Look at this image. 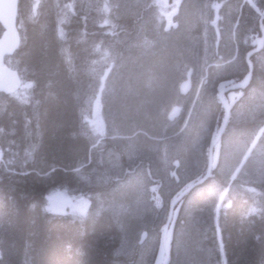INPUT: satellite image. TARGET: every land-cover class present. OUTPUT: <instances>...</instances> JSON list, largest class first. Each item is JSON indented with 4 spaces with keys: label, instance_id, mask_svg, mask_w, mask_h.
Masks as SVG:
<instances>
[{
    "label": "trees",
    "instance_id": "1",
    "mask_svg": "<svg viewBox=\"0 0 264 264\" xmlns=\"http://www.w3.org/2000/svg\"><path fill=\"white\" fill-rule=\"evenodd\" d=\"M112 1L18 0L16 23L20 41L13 54L5 58V62L19 70L22 84L27 82V89L26 94L20 95L21 98L16 102L14 98L19 89L11 94L0 93V151L2 152V156L0 153V264H119L121 261H129V259L119 261L117 256L118 262L115 263L113 257L116 253L115 249L120 246L119 238L121 237L119 226L121 216H118L114 211L106 210L99 214L87 213L74 217L57 211L55 204L54 208L57 210L48 208L46 204L48 197L55 190L71 191V200L80 192L82 197L91 201L94 200L93 194L105 193L104 190L109 187L103 182L101 185L96 184L97 181L94 179L98 174H101V170L95 169L100 165L99 161L104 149L113 147V150L110 151L113 154L117 148L115 143L108 138L97 143L98 136L89 124V118L82 112V97L80 95L84 94L87 88L89 68L92 72H97L99 67L103 69L104 65L105 67L111 65L114 59H112L110 49L112 47L120 49L119 43L116 41L129 40V36L132 34V16L124 13L118 17L112 15V11L107 10ZM128 1L131 2V0ZM132 1L131 9L137 10L140 6L138 5L139 0ZM240 1L243 3L241 9L238 7ZM230 2H232L231 4L236 3V10L231 11V13L234 12V16L237 8L241 10L238 19L229 18L234 24V39L236 44L239 43L237 46L239 66L241 67L247 65L246 62L243 64L242 60L245 54L244 50L249 49L247 40L244 38L249 37V33L252 34L254 31L260 30V24L264 27V20L258 24H256V20V25H250L259 15L253 6L249 5L246 0H231ZM253 3L257 9L264 10V0H258V2L254 0ZM130 11L126 13H130ZM135 13L142 24L144 17L137 11ZM144 26L142 27L144 28ZM102 29L108 38L111 33L112 37L109 38L111 43L89 44L88 41H92L90 38L102 36ZM255 53L252 56L250 89L247 86L245 90L247 92L248 89L249 93L254 91V93L258 92L262 95L264 94V57L262 58L264 46ZM108 54L110 55L108 56ZM107 56H111V59ZM145 60L146 57L142 55L138 58L141 65L151 67L150 60ZM245 67L247 70V66ZM159 73L163 74L164 72L159 71ZM235 75L231 72L218 78L235 79L237 76ZM254 81L258 82L254 83ZM214 85L216 84L214 83ZM137 89L138 87L135 86L128 91L127 95L124 93L123 97H127L126 101L117 102L116 110L122 117L132 116L134 113L135 115L146 114L153 123L150 119L139 122L133 120L129 130H125V127L119 129L121 134L130 135L141 130L156 136L157 133L160 134L164 130L166 133L172 134L182 127L183 120L175 121L174 119L175 123L170 122L167 117V121L163 120V116L156 113V108L154 109L153 105L150 108L137 109L136 101L138 99L135 96L138 94ZM215 92L216 89L209 88H205L204 92L201 91L200 95H203L204 104H200L196 100L191 114L194 116L197 111L199 114L202 109L204 110L203 114L209 113V101H212L211 105L214 104V107H217L218 103L216 98L214 99ZM157 99L158 97H155L151 100V102L154 101V107ZM214 107L210 112V118H212L207 133L212 131L216 114L218 115L217 108ZM256 113L251 115L253 118L244 117L242 123L240 121L233 123L237 130L241 124L243 128L241 132L245 130L246 140L248 137L250 139L247 141L250 148L247 149L251 158L242 163V172L239 171L234 179L230 180L229 173H232L235 168L231 165L238 154L227 169V166L221 161V156L219 155V160V157L214 155V147L212 151L213 165L219 163L215 167L212 165L211 175L204 184L191 189L185 194L184 200L182 199L175 206L174 217L167 234L171 264L176 261L177 264H264V172L262 173L260 169L263 166L256 164L254 170L251 167H249L251 170L245 168L250 160L264 159L262 154L264 149V109L262 113L259 110ZM154 117H158L157 120H154ZM177 122H181V125H178ZM194 122L196 123L195 120ZM192 128L195 129V126ZM259 128L262 129V133L255 136ZM231 135L233 134L228 133L227 136L225 134L221 138L224 141V138L229 139ZM210 138L203 139L201 152L195 154L197 165L183 167L182 172L187 177L184 182L201 175L208 159L203 149L208 146ZM246 140L244 138V143ZM17 141L19 144L27 145L26 152L23 146L16 148L12 143ZM250 143H254V146H251ZM256 143L258 147L262 148H258ZM199 144H201L200 141ZM7 146H11L16 155L20 153L18 161L15 160L16 156L7 158L5 152ZM143 147L145 148V146ZM186 147L189 154L191 152L192 155L193 148L190 145ZM15 150L19 151L15 152ZM26 156L29 157L24 161ZM20 158L23 159L19 161ZM85 163L88 164L84 165ZM230 167L231 170L227 173ZM219 169L220 171H218ZM224 169H227L226 176L223 173ZM157 177L159 178V176ZM178 181L176 175L169 180V193L174 189V182L176 185ZM216 182L217 184H215ZM214 184L219 192L217 189L212 193L209 190L206 191ZM70 188L75 189L73 191ZM206 193L207 195H205ZM108 195L106 193L103 196L106 198V205H109ZM164 195L165 202L169 207V202L175 193L172 197L167 193ZM216 207L217 224L214 222ZM112 219L115 221L113 222ZM163 222H165V218ZM163 222L158 228V234L161 232ZM188 222L193 224L190 225ZM174 226L180 230L178 231ZM158 250L159 254H163L161 243ZM158 253L156 255L155 252L148 254V262L145 264L156 260L159 256Z\"/></svg>",
    "mask_w": 264,
    "mask_h": 264
},
{
    "label": "rangeland",
    "instance_id": "2",
    "mask_svg": "<svg viewBox=\"0 0 264 264\" xmlns=\"http://www.w3.org/2000/svg\"><path fill=\"white\" fill-rule=\"evenodd\" d=\"M222 1L223 0H206V1L205 0H200V1L199 0H139L138 5H140V6L137 8V10L135 8L132 10L131 9V3L133 2L132 0H131V2L128 0H113L112 3L110 4V6L109 7L107 6L109 9L106 8L108 11H112L111 14L114 15L115 17H118L119 15L122 16V13L130 14L133 18V20L131 21V23H132V26H131L132 27V30H131L132 34L129 36V40H125L123 42L115 39V40H117L116 43L118 42L119 46H120V49H119V51H120L119 54H121L120 60L121 59H124V60H121L120 63L114 62L109 66L107 65V67H104L102 69L101 74H100V69H97L96 70L97 72H93V74H95V75L91 79L90 78L88 79L89 82L87 84V87H88V88H86L87 90H85L84 94L82 93L80 96L82 97V99H81L82 110H83L82 112L84 115H86L89 118V124H91V127L93 128L94 132L98 136L96 139L97 143L103 139L108 138L109 140H111L115 143L116 148H117V149H115V152L113 154L110 153V151L113 150V147H107L106 149H104L102 152V155L100 157L101 158V160L99 161L100 165L95 169V170H101V174H98L94 179V181L95 180L97 181L96 184L101 185V182H103V184H108V186L111 187V189H110V187H108L107 190H105L106 192L104 193V194H106V193L109 194L108 195L109 196V205H106L107 201H106V198H104L102 196L103 192L101 194H93L92 198L94 200H91V201H89V200L87 201L86 197H82L80 192L78 193V195L74 199L71 200V191H67L66 189H63V190L60 189V190L53 191L50 194V196L48 197L46 204H47L48 208L53 209L54 204H55V200L63 201V205L61 206V209L60 210L58 209L57 211H60V213L70 214L74 217L75 216H83L87 213H96L97 211H100V209H107V208H108L107 210H110L112 212L114 211L118 216H121V220H119V221H121V222H119L120 223L119 226L123 232L121 231V240L119 241V244H120V246L121 245L122 246L121 247L119 246L118 248H116L115 252L117 250L118 251L122 250V251H125L124 253L131 254V246L130 245H132L133 243H135V245L137 243L140 246V251L137 254V257L127 258V259H129V261H121V262H119V264H145L146 262H148V259H147L148 254L150 255L153 252H155V255H156L159 252L158 249H159V246L161 243V241H160L161 240V232H160V234H158V232H156V231H158V228H160L159 226H161L164 218L166 219V215H167L169 207L167 206V202H165V195H163V192L161 190V186L164 183L160 180H156L155 178H153L152 173L154 171H157L158 172L157 176H159V177L161 176L162 178H164L166 175V172H165L166 165H164V164H167V166L170 167L171 172L174 174V176L175 175L180 176L182 174L183 167L186 168L190 165H197L198 162H197V160H195V154L201 152V149H202L201 145L203 144L202 139H204L205 136L209 135V133H206V132L210 129L209 128L210 127V120L212 118V117L210 118V112L212 111V108L214 106L212 107L211 101L208 102L209 107L211 109V111L209 112L208 115L206 112H205V114H203L204 110L202 109L203 112H202V110H200V112L198 114V111H197L196 114L193 116L190 113L192 110L191 108L194 107V105H195L194 101L195 100H197L200 104L203 103V95H200L201 90H202V92H204L205 88L210 89V87L214 86V83L217 86V83H218L217 80L221 81V78H217L218 76L219 77L225 76L227 73L230 72V70L232 71L233 68L238 69V66H239L238 52H239V50H237V48H236L237 45H236V41L234 39V31L232 30L233 33L231 32L229 34V28H233L234 25L228 19V17L229 18L231 17V15H230L231 13H229V12H231L232 10H235L236 7H235V4H230L233 2V1L230 2L231 0H224L223 2H225L226 5H225V3H222ZM134 2L136 3V1H134ZM210 5H211V7H210ZM222 6H224L225 8L224 7L222 8ZM97 7L101 8L100 6H97ZM206 7H207V10H206ZM225 10H226V13H225ZM129 11H130V13H126ZM136 11L141 13V15L144 17V21L142 24L138 20V17L135 13ZM219 11H220V13H219ZM237 11H239V9H237ZM256 11L262 13V11L260 9H257ZM226 15L227 16L229 15V16L227 17ZM157 16L158 17L160 16V19L156 18ZM222 16H223V18H222ZM206 18L209 20H207ZM220 18L222 21L220 20ZM156 19H158V20H156ZM237 19H238V16H237ZM205 20H207V21H205ZM149 23H151L153 25H151ZM156 23H157V26L160 25L158 27L159 30H156V27H157V26H155ZM147 24L151 25V27H152L150 31L148 30V26H146ZM143 25H145L144 26L145 30L142 27ZM211 26H212V28H211ZM222 27H224V28H222ZM227 27H229V28H227ZM153 29H155V31ZM226 29H228V30H226ZM224 30H226V31H224ZM158 31H160V32H158ZM172 32H173V34H172ZM224 32H226V33H224ZM210 33H212V34H210ZM154 34H155V36H154ZM208 34H209V36H208ZM176 35H178V36H176ZM253 35H255V34H253ZM162 36H163L164 40H163ZM208 37H209V39L211 37V40H209ZM113 38H115V37H113ZM158 38L159 39L161 38L162 40L161 39L159 40ZM223 39H225V40H223ZM250 40H252V41H249L248 43L253 44L254 39H250ZM154 41H156V42H154ZM229 41H230V43H229ZM130 42H132V43L130 44ZM165 42H167V43L165 44ZM201 42H203V45H201L202 44ZM227 42H228V44H227ZM129 45H131V46H129ZM161 45H163V47ZM230 45H232L233 47ZM128 46L130 47V49ZM132 46H133V49H132ZM225 46L227 49L225 48ZM139 47H140V49H139ZM201 49H203V51ZM207 49H208V52H205V51H207ZM232 49H234V50L232 51ZM161 50L163 52H161ZM164 50H166V51H164ZM199 50L202 52H200ZM225 50H227V52L229 51V55L227 52H225ZM193 51H194V53H193ZM153 52H155V53H153ZM196 53L197 54L199 53V54L196 55ZM153 54L155 56H153ZM141 55L145 56L146 60H148V61L150 60L151 67L143 66L138 62V58ZM200 55H201V57L198 58V56H200ZM223 55H225V56L223 57ZM125 57L128 59H126ZM205 57H207V58H205ZM168 58L169 59L172 58V59L169 60ZM203 58H204V60H203ZM220 58H222V59H220ZM233 58L235 60H233ZM136 59H137V61H136ZM189 59H190V61H189ZM130 60H131V62H130ZM198 60H199V62H198ZM151 61H154V62H151ZM200 61H201V63H200ZM179 62L182 65L178 64ZM228 63L230 64V66H228L229 65ZM113 64H114V67H113ZM246 64H247V62H246ZM121 66L124 67V69H122ZM126 66H127V68H126ZM246 66H248V64ZM178 67H179V69H178ZM180 67L182 70H184L183 72L180 70ZM185 67L186 68L188 67L187 69H189L191 67L190 68L191 73H192L191 74V83L193 86L191 85V89L189 91L190 93L188 94L187 97L179 99L178 98L179 93L177 92L178 90H176V89L178 87L177 85L180 82V80H182L186 77V73L188 70ZM199 67L201 69H199ZM224 67H226L228 70ZM118 68H121V69H118ZM225 70H226V72H225ZM159 71H163L165 74L164 73L160 74ZM198 71H201L200 72L201 74ZM227 71H229V72H227ZM247 71H248V69L243 72L241 77H238V78L241 79L247 73ZM198 73H199V75H198ZM207 73H209V74H207ZM181 74L184 78L182 76H180ZM122 76L124 77V79H122ZM203 76H204V78H203ZM137 77H138V79H136ZM192 77L193 78L195 77V78L193 79ZM118 78H119V81H118ZM130 79L133 82H131ZM223 79H225V81H228L227 79H229V78H223ZM196 80H198L199 82L198 81L196 82ZM204 82H206V83H204ZM135 86L138 87V89H137L138 94L135 95L138 99L136 101V105H137L136 108L137 109H141L143 107L150 108L153 105L152 107L154 109L156 108L155 109L156 112L158 111L159 115L163 116V118L165 117V120H167V119H166V115H164V114H167L168 110L171 108V106L173 104H176L177 99H178L180 104L178 102L177 103L179 105H181L180 106L181 112H180V114L176 120L178 121L179 119L182 120L184 118L183 119V125H182L181 129L177 130L176 132H174L172 134H169V133L162 131V132H160L161 135H159V136L156 135V137L154 135L149 136L150 133L145 132V131H141V130H138V132H134L133 134H130V135L121 134L119 132V129L122 127H125V130H129L132 126L133 120H136V122L138 120V122H139L140 120L141 121H149V119H150V121H152L151 118L146 116V114L135 115V113H134V115L132 114V116L127 115L126 117H122L120 115V113L116 110V107L118 105V104H116L117 102L124 101V100L126 101L127 97H123V94L126 93V95H127L128 91L130 89H133ZM201 86H203V87H201ZM216 86H215V89H216ZM193 88L195 91L193 90ZM26 89H27V82H26V84H23L21 86V89L18 91L17 96L14 98L15 102H16V100L21 98L20 95L26 94ZM244 93H246V90ZM244 93L238 91V93H235V94H232V92H229L228 94H226V97H227L226 99H227L229 105L231 106V109H230L231 113L229 114V118L227 120L228 122L226 123L227 124V126H226L227 132L225 131V134L226 133L233 134L234 131H236V128L234 127L233 123H238L244 117L245 118L252 117L251 116V115H253L252 113H256L258 111V109H260V108H258L259 104H257L255 101L257 100V98H258V100L264 99V94L261 97V94L258 93L257 95H255L256 93L252 92L249 96V99L250 100L252 99V100L250 102V100L248 99V102H249L248 103V102H246L245 98L241 97ZM171 96H172V98H171ZM85 97H87V98H85ZM155 97H158V99H157V102L155 103V107H154V101L151 102V100ZM241 98H242V100H241ZM200 99H202V100H200ZM214 99L216 101L218 100L216 92H215ZM238 101H240V102L238 103ZM186 102L188 103V105L189 104L190 105L186 106ZM210 102H211V104H210ZM111 103H112V105H111ZM217 103H218V101H217ZM113 104H115V105L113 106ZM240 104H246L245 108H240L239 107ZM219 105L216 107L217 108L216 110H218V112H220L218 114V115H220V117L216 116L215 121L217 119H219L220 123H222L224 120L223 118L225 115V111H223L222 108L219 109ZM260 105H261V108L263 111V108H264L263 103H260ZM160 106H161V108H160ZM168 107H170V108H168ZM182 107H184V108L187 107V109L185 110ZM246 108H248V110ZM255 108H257V109H255ZM114 109L116 112L114 111ZM237 109H239V110H237ZM241 109L244 112H242ZM262 111H260V112H262ZM158 112H157V114H158ZM222 112H224V113H222ZM245 112H246V114H244ZM240 113H242V114H240ZM191 117L192 118L194 117V118L191 119ZM156 118H158V117H156ZM156 118H154V119H156ZM188 118H189V120H188ZM233 118H235V119H233ZM199 119H200V121H199ZM201 119H204L203 121L205 124L203 123V121H201ZM194 120L196 121V123L194 122ZM219 120H218V122H219ZM197 121L199 124L197 123ZM193 122H194V125H193ZM203 124L206 126H204ZM217 124H215V123L213 124L214 128L216 127ZM192 126L198 127L200 129V132H198L199 131L198 128L193 129ZM218 126L219 125H217V127L215 128L216 130H217ZM185 127H187V129H185ZM207 127H208V130L206 129ZM214 128H213L214 131L212 130L213 132H210L211 135L214 134V132H215ZM260 130H261V128L259 129V131ZM182 131H184V132H182ZM196 132L198 133V136H197ZM139 133H141V136ZM175 133H178V134H175ZM24 134L26 135V133H24ZM180 134L182 135L183 139L179 140L177 143H175V140L178 138V136ZM202 134H203V136H202ZM257 134H258V132H257ZM199 135H200V137H199ZM238 136L239 135H236L235 138L237 139ZM140 137H143V138H140ZM193 137H195V138H193ZM139 138H140V140H139ZM141 139H143L144 141ZM171 139H173V140H171ZM148 140H150V142H148ZM142 141H143V144L141 145L140 143H142ZM153 141H154V143H153ZM187 141L188 142L191 141L189 145L194 150L192 155H191V152L189 154V151L186 147V146H189V145H187L188 144ZM193 141H195L196 143ZM199 141L201 142V144H199ZM221 141L222 140H220L218 142V144H216L214 151H213L214 155H216L217 157L220 155L221 161H223V159H224V161H223L224 165L229 164V163H226V159L223 156V153H221L224 149V145H225V142L227 140H224L223 142H221ZM169 142H170V144H169ZM12 143H14L16 148L19 146L20 147L23 146L25 148V152L27 151V145L26 144H23V143L19 144L18 141L12 142ZM185 143H187V144L185 145ZM220 143H221V145H220ZM253 144L254 143H252L251 145L253 146ZM137 145H139V146H137ZM148 145L151 146V148ZM175 145H177V147ZM143 146H146L145 149L143 148ZM158 146H159V148L161 147L160 149H162V150L158 149ZM240 146H242V143L236 144L237 151L239 153H240V151H239ZM138 147H142V148H138ZM142 149H144V150H142ZM204 149L206 150V147ZM13 150L14 149L11 146H7V149H5L7 158L10 159L11 157L16 156L15 160L18 161V156L20 153H18V155H16L13 152ZM154 150L157 153L154 152ZM182 150H183V152H182ZM218 150H221V151H218ZM18 151L19 150H15V152H18ZM0 153L2 156L1 151H0ZM204 154H206V151ZM228 154H229V152H228ZM28 157L29 156H26L24 161H26L28 159ZM23 158H20L19 161ZM129 159L131 161H129ZM2 161H5V160L2 159ZM138 161H139V163H138ZM135 163L138 165H136ZM170 163H172L173 166L170 165ZM242 163H241V165H242ZM87 164L88 163H85L84 165H87ZM184 164L187 166H185ZM256 164H258V166H263V167H260L261 172L263 173L264 172V159L260 160V161H259V159H256L255 161L250 160V162L248 163V165H246L245 168L249 169V167H251V169L254 170V166ZM141 165H142V167H141ZM138 166H140V167L138 168ZM162 167H164V168H162ZM142 169H143V171H141ZM251 169H249V170H251ZM260 169H258V170L260 171ZM235 170H234V172H235ZM218 171H220V169ZM149 172H151V173H149ZM70 189L74 191L75 188H70ZM165 203H166V205H165ZM103 205H105V206H103ZM159 223H160V225H158ZM191 224H193V223H190V225ZM154 246H156V248H154ZM126 248L129 251H127ZM162 253H163V251H162ZM162 260H163V254H159L158 258L156 260L154 259V261H152L150 264H161ZM176 262H174L173 264H177Z\"/></svg>",
    "mask_w": 264,
    "mask_h": 264
},
{
    "label": "bare ground",
    "instance_id": "3",
    "mask_svg": "<svg viewBox=\"0 0 264 264\" xmlns=\"http://www.w3.org/2000/svg\"><path fill=\"white\" fill-rule=\"evenodd\" d=\"M200 1V0H199ZM206 1V0H205ZM224 1V0H223ZM222 1V3H225V2H223ZM235 1V0H234ZM237 1V0H236ZM248 1V3H250L252 6H253V8L255 9V10H257V7L255 6V4L253 3L254 2V0L252 1V0H247ZM202 2V1H201ZM257 2H258V0H257ZM207 3V2H206ZM228 3V2H227ZM231 4V3H230ZM236 4V3H235ZM242 4L243 3H241V1H240V4L238 5V7H239V9H241V7H242ZM245 4V3H244ZM247 4V3H246ZM245 4V5H246ZM249 4V5H250ZM225 5H226V3H225ZM261 5V4H260ZM257 6H259V5H257ZM210 7H211V5H210ZM224 6H222V8H223ZM225 8V7H224ZM252 8V9H253ZM259 8H261V7H259ZM209 9V8H208ZM212 9V8H211ZM238 9V8H237ZM263 9V8H262ZM206 10H207V7H206ZM236 10V9H235ZM186 11V10H185ZM184 11V12H185ZM222 12V11H221ZM219 13H220V11H219ZM223 13V12H222ZM225 13H226V10H225ZM229 13H231V12H229ZM228 13V14H229ZM234 13V12H233ZM233 13H231L230 15H232L231 17H230V19L231 18H237V16L239 17L240 16V14H241V10H239V11H237L236 12V15L234 16V14ZM257 13L259 14L258 15V17L256 18L255 17V20H253L252 21V23L250 24V25H253L254 26V24L256 23V20H257V23L256 24H258V22L259 23H261V21H263L264 20V10L262 11V13H260V12H258L257 11ZM189 14V13H188ZM254 14V13H253ZM210 15V14H209ZM221 15V14H220ZM255 15V14H254ZM219 16V15H218ZM227 16V15H226ZM229 16V15H228ZM227 16V17H228ZM213 17V16H212ZM225 17V16H224ZM156 18H159L160 19V16L158 17H156ZM210 18V17H209ZM219 18V17H218ZM222 18H223V16H222ZM207 19V18H206ZM228 19H229V17H228ZM156 20H158V19H156ZM207 20H209V19H207ZM207 20H205V21H207ZM212 20V19H211ZM220 20H221V18H220ZM219 20V21H220ZM226 20V19H225ZM222 21V20H221ZM232 21V20H231ZM230 21V22H231ZM153 22V21H152ZM151 22V23H152ZM155 22V21H154ZM202 22V21H201ZM227 22V21H226ZM105 23V22H104ZM151 23H149V24H151ZM236 23V22H235ZM149 24H147V26H148V30L150 31L151 30V25H153V24H151V25H149ZM205 24V23H204ZM215 24V23H214ZM219 24V23H218ZM230 24V23H229ZM233 24V23H232ZM255 24V25H256ZM201 25V24H200ZM222 25V24H221ZM234 25V24H233ZM236 25V24H235ZM264 25V24H263ZM155 26H157V23H156V25ZM154 26V27H155ZM160 26V25H159ZM159 26H157L156 27V30H159ZM205 26V25H204ZM226 26V25H225ZM224 26V27H225ZM258 26V25H257ZM102 27V26H101ZM202 27V26H201ZM224 27H222V28H224ZM230 27V26H229ZM229 27H227V28H229ZM250 27V26H249ZM260 30H259V32H260V36L259 37H257L256 38V40H255V42L253 43V44H249L248 42L249 41H252V40H250L251 38H250V36L247 38H244V39H246L247 40V44L249 45V47H252L251 49H248L247 51L246 50H244V55H243V64L245 63V62H247V64H248V66H247V68H248V71H247V73L241 78V79H239V78H237V76H239V75H242L243 74V72L246 70V65H244V66H238V69L237 68H233L232 69V71L230 70V72L229 71H227V72H229V73H231L232 72V74H236L235 76H236V78L235 79H233V78H229V79H227L228 81H225V79H223L222 80V78H221V81H218L217 80V86L216 85H214V86H212V87H210V89L212 90V89H214L215 90V86H216V94H217V97H218V105H219V109L220 108H222L223 109V111H225V115H224V120H223V122L222 123H220V120L219 119H217L214 123L215 124H217V125H219L218 126V128H217V130L215 129L216 127H217V125H216V127L214 128L215 129V132H214V135L213 136H211V133H209V135H207V136H205V138H207V137H211L210 138V142L208 143V146L206 147V154H208L207 156V163H205V165H204V167H203V170H202V172H201V175H197V176H195L193 179H188L186 182H184L186 179H187V177L183 174V172H182V174L180 175V176H178V183L175 185V182H174V185H173V191L172 192H170L169 193V191H170V186H169V180H171V178L174 176V174L171 172V169H170V167L169 166H167V164H164V165H166V167H165V172H166V175H165V177L164 178H162L161 176L158 178H156V176H157V171H154L153 173H152V177L153 178H155L156 180H160V181H162L164 184L161 186V190H162V192H163V195H164V193L166 194H170L171 195V197L174 195V193H175V196H173V199L169 202V208H168V212H167V215H166V219H165V222H163L164 224H163V226L161 227V249H162V251H163V260H162V263L161 264H163V261L165 260V257H167L166 258V264H169V261H170V256H171V251H170V247H169V244H168V239H167V234H168V230H169V227H170V223L172 222L171 220H173L172 218L174 217L173 216V212H174V208H175V206L177 205V203L178 202H180L183 198H184V196H185V194H187L191 189H194L195 187H197V186H201L202 184H204L205 182H206V180H207V178L211 175V171H212V163H213V161H212V151H213V148L216 146L215 144H218V142H219V139H221L222 141L221 142H223V138H221L223 135H225V131L227 132V130H226V126H227V120H228V118H229V114L231 113V111H230V109H231V106L229 105V103H228V101H227V97H226V94H228L229 92H232V94H235V93H238V91L239 92H244L245 91V89L247 88V86H248V89H250L249 88V81H250V78H251V73H252V65H253V58H252V56L254 55V54H256L255 52H258V51H260L262 48H263V46H264V27L262 26V24H260ZM167 28V27H166ZM211 28H212V26H211ZM256 28V27H255ZM163 29V28H162ZM221 29V28H220ZM234 28H229V34L232 32V30H233ZM154 31H155V29H153ZM226 30H228V29H226ZM226 30H224V31H226ZM110 31V30H109ZM222 31V30H221ZM111 32V31H110ZM158 32H160V31H158ZM164 32V31H163ZM166 32V31H165ZM168 32V31H167ZM210 32V31H209ZM238 32V31H237ZM247 32H249V31H247ZM246 32V33H247ZM252 32V31H251ZM118 33V32H117ZM154 33V32H153ZM224 33H226V32H224ZM233 33V32H232ZM235 33V32H234ZM167 34V33H166ZM172 34H173V32H172ZM210 34H212V33H210ZM159 35V34H158ZM165 35V34H164ZM223 35V34H222ZM237 35V34H236ZM248 35V34H247ZM249 35H251V33H249ZM109 36L110 37H112L111 36V33H109ZM154 36H155V34H154ZM157 36V35H156ZM170 36V35H169ZM176 36H178V35H176ZM202 36V35H201ZM208 36H209V34H208ZM211 36V35H210ZM229 36V35H228ZM245 36V35H244ZM109 37V38H110ZM159 37V36H158ZM165 37V36H164ZM174 37V36H173ZM204 37V36H203ZM220 37V36H219ZM230 37V36H229ZM237 37V36H236ZM108 38V36L107 35H104V29H102V36H100V37H98V38H94V37H92V38H90L92 41H88V43L89 44H96V43H101V42H108V43H111V41H110V39ZM162 38H163V36H162ZM169 38V37H168ZM181 38V37H180ZM215 38V37H214ZM224 38V37H223ZM232 38V37H231ZM230 38V39H231ZM243 38V37H242ZM133 39V38H132ZM151 39V38H150ZM159 39V38H158ZM161 39V38H160ZM159 39V40H160ZM179 39V38H178ZM201 39V38H200ZM208 39H209V37H208ZM89 40V39H88ZM131 40V39H130ZM162 40V39H161ZM163 40H164V38H163ZM209 40H211V37H210V39ZM208 40V41H209ZM223 40H225V39H223ZM237 40H240V39H237ZM87 41V40H86ZM132 41V40H131ZM172 41V40H171ZM170 41V42H171ZM174 41V40H173ZM232 41V40H231ZM92 42V43H91ZM133 42V41H132ZM132 42H130V44L132 43ZM154 42H156V41H154ZM200 42V41H199ZM223 42V41H222ZM234 42V41H233ZM239 42V41H238ZM129 43V42H128ZM158 43V42H157ZM167 42H165V44H166ZM174 43V42H173ZM202 43V44H201ZM200 44L201 45H203V42H201ZM213 43V42H212ZM226 43V42H225ZM229 43H230V41H229ZM232 43V42H231ZM172 44V43H171ZM227 44H228V42H227ZM233 44V43H232ZM239 44V43H238ZM237 44V45H238ZM244 44V43H243ZM246 44V45H247ZM136 45V44H135ZM154 45V44H153ZM170 45V44H169ZM234 45V44H233ZM125 46V45H124ZM129 46H131V45H129ZM128 46V47H129ZM137 46V45H136ZM162 47H163V45H161ZM171 46V45H170ZM227 46V45H226ZM226 46H225V48H226ZM230 46H232V45H230ZM229 46V47H230ZM141 47V46H140ZM140 47H139V49H140ZM157 47V46H156ZM233 47V46H232ZM136 48V47H135ZM138 48V47H137ZM201 48V47H200ZM231 48V47H230ZM127 49V48H126ZM129 49H130V47H129ZM132 49H133V46H132ZM157 49V48H156ZM169 49V48H168ZM197 49V48H196ZM227 49V48H226ZM247 49V48H246ZM16 50V49H15ZM122 50V49H121ZM174 50V49H173ZM179 50V49H178ZM202 51H203V49H201ZM234 49H232V51H233ZM236 50V49H235ZM243 50V49H242ZM125 51V50H124ZM137 51V50H136ZM156 51V50H155ZM164 51H166V50H164ZM200 51V50H199ZM202 51H200V52H202ZM222 51V50H221ZM231 51V50H230ZM132 52V51H131ZM135 52V51H134ZM161 52H163L162 50H161ZM176 52V51H175ZM179 52V51H178ZM205 52H208V49H207V51H205ZM225 52H227V50H225ZM224 52V53H225ZM120 53V51H119V49H117V48H114V47H112L111 49H110V54L113 56V58L112 59H114V62L116 63H120V61L121 60H124V59H121L120 60V58H121V54H119ZM151 53V52H150ZM149 53V54H150ZM153 53H155V52H153ZM193 53H194V51H193ZM228 53V55H229V51L227 52ZM226 53V54H227ZM232 53V52H231ZM237 53V52H236ZM110 54H108V56L110 55ZM123 54V53H122ZM140 54V53H139ZM162 54V53H161ZM199 54V53H198ZM197 53H196V55H198ZM225 54V55H226ZM235 54V53H234ZM138 55V54H137ZM144 55V54H143ZM203 55V54H202ZM207 55V54H206ZM225 55H223V57L225 56ZM233 55V54H232ZM107 56V58H110L111 59V56L110 57H108ZM126 56V55H125ZM131 56V55H130ZM136 56V55H135ZM148 56V55H147ZM153 56H155L154 54H153ZM172 56V55H171ZM213 56V55H212ZM211 56V57H212ZM160 57V56H159ZM174 57V56H173ZM172 57V58H173ZM191 57V56H190ZM194 57V56H193ZM197 57V56H196ZM199 57H201V55L200 56H198V58ZM264 57V55L262 56V58ZM123 58V57H122ZM126 58V57H125ZM137 58V57H136ZM172 58H170V59H172ZM205 58H207V57H205ZM219 58V57H218ZM217 58V59H218ZM227 58V57H226ZM99 59V58H98ZM126 59H128V58H126ZM157 59V58H156ZM165 59V58H164ZM167 59V58H166ZM169 59V58H168ZM169 59V60H170ZM220 59H222V58H220ZM264 59V58H263ZM263 59H262V61H263ZM99 60H101V61H103L101 58L99 59ZM160 60V59H159ZM192 60V59H191ZM203 60H204V58H203ZM208 60V59H207ZM232 60V59H231ZM233 60H235L234 58H233ZM239 61H240V59H238ZM127 61V60H126ZM136 61H137V59H136ZM146 61H148V60H146ZM167 61V60H166ZM189 61H190V59H189ZM195 61V60H194ZM193 61V62H194ZM219 61V60H218ZM224 61V60H223ZM113 62V63H114ZM124 62V61H123ZM130 62H131V60H130ZM161 62V61H160ZM182 62V61H181ZM198 62H199V60H198ZM205 62V61H204ZM214 62V61H213ZM99 63H101V62H99ZM125 63V62H124ZM136 63V62H135ZM196 63V62H195ZM194 63V64H195ZM200 63H201V61H200ZM233 63V62H232ZM105 64H106V61H105ZM134 64V63H133ZM178 64H181L180 62L178 63ZM197 64V63H196ZM199 64V63H198ZM219 64V63H218ZM217 64V65H218ZM224 64V63H223ZM229 64V63H228ZM98 65V64H97ZM116 65V64H115ZM120 65V64H119ZM122 65V64H121ZM176 65V64H175ZM182 65V64H181ZM190 65V64H189ZM193 65V64H192ZM213 65V64H212ZM226 65V64H225ZM118 66V65H117ZM124 66V65H123ZM228 66H230V64L228 65ZM235 66V65H234ZM233 66V67H234ZM104 67H105V65H104ZM103 67V68H104ZM106 67H107V65H106ZM113 67H114V64H113ZM173 67V66H172ZM201 67V66H200ZM199 67V69H201ZM207 67V66H206ZM212 67V66H211ZM221 67V66H220ZM98 68V67H97ZM121 68L122 69H124V67H122L121 66ZM121 68H118V69H121ZM126 68H127V66H126ZM167 68V67H166ZM183 68V67H182ZM186 68V67H185ZM184 68V69H185ZM188 68V67H187ZM186 68V69H187ZM191 68V67H190ZM187 69L186 71H187V73H186V77L184 78L183 76H182V74L180 75V76H182L184 79H182V80H180V82L178 83V87H177V89L176 90H178L177 92L179 93V95H178V98L179 99H182V98H185V97H187L188 96V94L190 93L189 91H190V89H191V85H192V83H191V69ZM196 68V67H195ZM215 68V67H214ZM224 68H226V67H224ZM99 69H100V67H99ZM102 69V68H101ZM100 69V70H101ZM178 69H179V67H178ZM222 69V68H221ZM227 69V68H226ZM112 70V69H111ZM126 70V69H125ZM128 70V69H127ZM132 70V69H131ZM143 70V69H142ZM180 70L183 72L184 70H182L181 69V67H180ZM194 70V69H193ZM203 70V69H202ZM217 70V69H216ZM228 70V69H227ZM117 71V70H116ZM119 71V70H118ZM130 71V70H129ZM134 71V70H133ZM215 71V70H214ZM218 71V70H217ZM216 71V72H217ZM89 78L91 79L93 76H94V74H93V72H92V70L89 68ZM121 72V71H120ZM153 72V71H152ZM193 72V71H192ZM199 73L201 72V71H198ZM211 72V71H210ZM221 72V71H220ZM225 72H226V70H225ZM113 73V72H112ZM119 73V72H118ZM133 73V72H132ZM141 73V72H140ZM199 73H198V75H199ZM115 74V73H114ZM124 74V73H123ZM197 74V73H196ZM201 74V73H200ZM207 74H209V73H207ZM221 74V73H220ZM224 74V73H223ZM18 78L20 79V82L22 83V80H21V78H20V74H19V72H18ZM122 75V74H121ZM120 75V76H121ZM126 75V74H125ZM140 75V74H139ZM184 75V74H183ZM205 75V74H204ZM208 76V75H207ZM210 76V75H209ZM127 77V76H126ZM181 77V78H182ZM202 77V76H201ZM219 77V76H218ZM217 77V78H218ZM232 77V76H231ZM133 78V77H132ZM135 78V77H134ZM193 78V77H192ZM195 78V77H194ZM193 78V79H194ZM203 78H204V76H203ZM216 78V77H215ZM216 78V79H217ZM122 79H124V77L122 76ZM136 79H138V77L136 78ZM187 79H189V81H190V89H189V91H187L186 93H182L181 91H180V88H181V85L187 80ZM263 79V78H262ZM94 80V79H93ZM131 80V79H130ZM135 80V79H134ZM118 81H119V78H118ZM138 81V80H137ZM198 80H196V82H197ZM259 81V80H258ZM257 81V82H258ZM261 81H263V80H261ZM88 82V81H87ZM117 82V81H116ZM123 82V81H122ZM131 82H133L132 80H131ZM130 82V83H131ZM135 82V81H134ZM199 82V81H198ZM207 82V81H206ZM206 82H204V83H206ZM256 81H254V83H255ZM256 82V83H257ZM119 83V82H118ZM93 84V83H92ZM91 84V85H92ZM95 84V83H94ZM133 84V83H132ZM197 84V83H196ZM210 84V83H209ZM261 84V83H260ZM96 85V84H95ZM94 85V86H95ZM124 85V84H123ZM128 85V84H127ZM195 85V84H194ZM202 85V84H201ZM130 86V85H129ZM193 86V85H192ZM261 86V85H260ZM259 86V87H260ZM201 87H203V86H201ZM251 87V86H250ZM86 88V87H85ZM85 88H84V90H85ZM88 88V87H87ZM252 88H253V86H252ZM202 89V88H201ZM248 89H247V92L246 93H244L241 97L242 98H245L246 99V102H248V99H249V96H250V94L251 93H249L248 92ZM255 89V88H254ZM18 89H16V90H14L13 92H10V93H7V94H11V93H14V92H16ZM87 90V89H86ZM193 90H194V88H193ZM192 90V91H193ZM195 91V90H194ZM202 91V90H201ZM209 91V90H208ZM250 91H252V90H250ZM260 91V90H259ZM83 92V91H82ZM93 92V91H92ZM254 92V91H253ZM257 92V91H256ZM199 93V92H198ZM201 93V92H200ZM258 93V92H257ZM256 93V94H257ZM6 94V93H5ZM86 94V93H85ZM254 94V93H253ZM255 94V95H256ZM88 95V94H87ZM197 95V94H196ZM263 95V94H262ZM262 95H261V97H262ZM89 96V95H88ZM210 96V95H209ZM174 97V96H173ZM215 97V96H214ZM258 97V96H257ZM85 98H87V97H85ZM171 98H172V96H171ZM196 98V97H195ZM242 98H241V100H242ZM209 99V98H208ZM212 99V98H211ZM254 99V98H253ZM262 99V98H261ZM189 100V99H188ZM192 100V99H191ZM199 100V99H198ZM200 100H202V99H200ZM250 100V99H249ZM252 100V99H251ZM251 100H250V102H251ZM171 101V100H170ZM175 101V100H174ZM196 101V100H195ZM195 101H194V103H195ZM113 102V101H112ZM177 102L180 104V102L178 101V99H177ZM176 102V104H173L172 106H171V108L170 107H168V108H170L169 110H168V112H167V114H164V115H166V117H167V119L171 122V121H173L174 119L176 120V118L179 116V114H180V112H181V105H179L178 103ZM206 102V101H205ZM208 102V101H207ZM212 102V101H211ZM240 101H238V103H239ZM257 104H259V107L258 108H260V109H258L259 110V112L260 111H262V108H261V105H260V103H263V105H264V99H262V100H258V98H257V100L255 101ZM259 102V103H258ZM170 103V102H169ZM215 103V102H214ZM249 103V102H248ZM254 103V102H253ZM172 104V103H171ZM170 104V105H171ZM185 104V103H184ZM186 104L188 105V103L186 102ZM192 104V103H191ZM204 104V103H203ZM256 104V105H257ZM111 105H112V103H111ZM110 105V106H111ZM115 104H113V106H114ZM165 105V104H164ZM190 105V104H189ZM188 105V106H189ZM217 105V106H218ZM245 105L246 104H240L239 105V107L240 108H245ZM250 105V104H249ZM252 105V104H251ZM262 105V106H263ZM85 106V105H84ZM109 106V107H110ZM112 106V107H113ZM174 106H177V107H179V113L177 114V116L176 117H174L173 119L170 117V110L172 109V107H174ZM214 106V104L212 105V107ZM237 106V105H236ZM86 107V106H85ZM216 107V106H215ZM214 107V108H215ZM234 107V106H233ZM253 107V106H252ZM264 107V106H263ZM114 108V107H113ZM112 108V109H113ZM160 108H161V106H160ZM182 108H184V107H182ZM251 108V107H250ZM185 109V108H184ZM192 109V108H191ZM247 110H248V108H246ZM255 109H257V108H255ZM264 109V108H263ZM161 110V109H160ZM186 110V109H185ZM212 110H213V108H212ZM237 110H239V109H237ZM242 110V109H241ZM251 110V109H250ZM113 111V110H112ZM114 111H115V109H114ZM113 111V112H114ZM184 111V110H183ZM182 111V112H183ZM192 111V110H191ZM210 111H211V109H210ZM217 112H218V110H216ZM116 112V111H115ZM158 112V111H157ZM156 112V113H157ZM185 112V111H184ZM202 112H203V110H202ZM215 112V111H214ZM242 112H244L243 110H242ZM253 112V111H252ZM255 112V111H254ZM191 113V112H190ZM220 112H218V114H219ZM222 113H224V112H222ZM251 113V112H250ZM262 113V112H261ZM114 114V113H113ZM158 114H159V112H158ZM209 113H207V115H208ZM216 114V113H215ZM240 114H242V113H240ZM244 114H246V112L244 113ZM252 114H254V113H252ZM257 114V113H256ZM255 114V115H256ZM185 115V114H184ZM222 115V114H221ZM238 115V114H237ZM156 116V115H155ZM183 116V115H182ZM186 116V115H185ZM202 116V115H201ZM206 116V115H205ZM216 116H218V117H220V115H216ZM223 116V115H222ZM236 116V115H235ZM239 116V115H238ZM245 116V115H244ZM232 117V116H231ZM230 117V118H231ZM234 117V116H233ZM243 117V116H242ZM117 118V117H116ZM154 118H156V117H154ZM201 118V117H200ZM240 118V117H239ZM252 118H253V116H252ZM165 119V117L163 118V120ZM184 119V118H183ZM182 119V120H183ZM191 119H193L192 117H191ZM208 119V118H207ZM216 119V118H215ZM221 119V118H220ZM233 119H235V118H233ZM232 119V120H233ZM241 119V118H240ZM243 119V118H242ZM242 119L240 120V123H242ZM155 120V119H154ZM156 120H157V118H156ZM160 120V119H159ZM188 120H189V118H188ZM198 120V119H197ZM204 119H201V121H203ZM218 120H219V122H218ZM231 120V119H230ZM244 120V119H243ZM247 120V119H246ZM167 121V120H166ZM177 121V120H176ZM179 121V120H178ZM185 121V120H184ZM199 121H200V119H199ZM235 121V120H234ZM238 121V120H237ZM263 121V120H262ZM161 122H164V121H161ZM174 122V121H173ZM190 122V121H189ZM245 122V121H244ZM260 122V121H259ZM151 123H153V121H151ZM156 123H158V122H156ZM159 123H160V121H159ZM167 123H169V122H167ZM175 123V122H174ZM177 123H179V122H177ZM181 123V122H180ZM178 124V125H181V124ZM197 123H198V121H197ZM203 123H204V121H203ZM213 123V124H214ZM220 123V124H219ZM232 123V122H231ZM246 123V122H245ZM163 124V123H162ZM166 124V123H165ZM183 124V123H182ZM190 124V123H189ZM199 124V123H198ZM205 124V123H204ZM203 124V125H204ZM208 124V123H207ZM156 125H159V124H156ZM164 125V124H163ZM160 127H161V125H159ZM172 126V125H171ZM176 126V125H175ZM204 126H206V125H204ZM208 126V125H207ZM213 126V125H212ZM231 126V125H230ZM229 126V127H230ZM238 126V125H237ZM153 127H154V125H153ZM193 127V126H192ZM201 127V126H200ZM228 127V128H229ZM232 127V126H231ZM151 128V127H150ZM171 128V127H170ZM174 128V127H173ZM178 129H179V126L177 127ZM176 128V129H177ZM195 128H198V127H195ZM114 129V128H113ZM181 129V128H180ZM185 129H187V127H185ZM207 130H208V127L206 128ZM205 129V130H206ZM243 128H242V125L240 124V126L238 127V130L236 129V131H234V133H233V135H231V138H229V139H227V138H224V140H227L226 142H225V145H224V149H223V156L225 157V159H226V163H229V164H225V166H227V169H228V167L230 166V164L234 161V159H235V157H236V155H237V157H236V159H235V161L233 162V164L231 165V166H233V168L235 167V169H233V172L231 173L230 172V170H231V167L229 168V170H228V172H227V169L225 170L224 169V172L223 173H225V176H226V172L227 173H229L230 174V180H232V179H234V177L238 174V172L240 171V172H242V170H241V163L242 162H246L247 160H248V158H251V157H249L250 156V153H249V151H248V149L247 148H250V146L248 147V139H249V137H248V139L246 140V132H245V130H243L242 132H241V130H242ZM260 129V128H259ZM151 130V129H150ZM149 130V131H150ZM160 130V129H159ZM173 130V129H172ZM198 132H200V129L198 128ZM213 130V129H212ZM230 130V129H229ZM256 130V129H255ZM258 130V129H257ZM256 130V131H257ZM262 130V129H261ZM261 130L260 131H258V134H256L255 136H257V135H259L260 134V132H261ZM169 131V130H168ZM175 131V130H174ZM186 131V130H185ZM196 131V130H195ZM194 131V132H195ZM214 131V130H213ZM213 131H211L210 130V132H213ZM248 131V130H247ZM120 132V131H119ZM151 132V131H150ZM164 132H165V130H164ZM171 132V131H170ZM182 132H184V131H182ZM208 132V131H207ZM206 132V133H207ZM121 133V132H120ZM197 133V132H196ZM203 133V132H202ZM217 133L219 134V138H218V140H215L214 141V138L216 137V135H217ZM262 133V132H261ZM152 134V133H151ZM159 133H157V135H158ZM165 134V133H164ZM170 134V133H169ZM175 134H178V133H175ZM146 135V134H145ZM159 135H161V134H159ZM158 135V136H159ZM166 135V134H165ZM181 135V134H180ZM178 136V138L175 140V143H177L179 140H182L183 138H182V135L181 136ZM188 135V134H187ZM193 135V134H192ZM197 135H198V133H197ZM228 135V133H226V136ZM236 135H239L238 136V139H236L235 138V136ZM140 136H141V133H140ZM149 136H151V135H149ZM153 136V135H152ZM164 136V135H163ZM202 136H203V134H202ZM156 137V136H155ZM187 137V136H186ZM199 137H200V135H199ZM119 138V137H118ZM140 138H143V137H140ZM140 138H139V140H140ZM152 138V137H151ZM191 138V137H190ZM193 138H195V137H193ZM204 138V139H205ZM244 138H245V140H246V142L244 143ZM255 138V137H254ZM174 139V138H173ZM173 139H171V140H173ZM258 139H259V137H258ZM117 140V139H116ZM141 140H143V139H141ZM195 140V139H194ZM200 140V139H199ZM250 140V139H249ZM144 141V140H143ZM143 141H142V143H140L141 145L143 144ZM147 141V140H146ZM202 141H203V139H202ZM255 141V140H254ZM148 142H150V140H148ZM171 142V141H170ZM170 142H169V144H170ZM188 142V141H187ZM191 142V141H190ZM190 142H189V144H190ZM193 142H195V141H193ZM217 142V143H216ZM243 142V143H242ZM153 143H154V141H153ZM163 143V142H162ZM196 143V142H195ZM241 144L242 143V146H240V148H239V151H240V153L237 151V147H236V144ZM149 144V143H148ZM164 144V143H163ZM180 144V143H179ZM187 143H185V145H186ZM151 145V144H150ZM161 145V144H160ZM165 145V144H164ZM188 145V144H187ZM215 145V146H214ZM220 145H221V143H220ZM250 145H251V143H250ZM256 145H257V143H256ZM255 145V146H256ZM260 145H261V143H260ZM137 146H139V145H137ZM149 146V145H148ZM153 146V145H152ZM176 147H177V145H175ZM218 146V145H217ZM252 146V145H251ZM254 146V145H253ZM262 146V145H261ZM146 147V146H145ZM150 148H151V146H149ZM157 147V146H156ZM203 146L201 145V148H202ZM257 147H258V145H257ZM138 148H142V147H138ZM144 148V147H143ZM161 148V147H160ZM159 148V146H158V149H160ZM164 148V147H163ZM200 148V149H201ZM220 148V147H219ZM256 148V147H255ZM258 148H262V147H258ZM263 148H264V146H263ZM145 149V148H144ZM144 149H142V150H144ZM149 149V148H148ZM155 149V148H154ZM257 149V148H256ZM259 149V150H260ZM160 150H162V149H160ZM205 149H203V151H204ZM148 151V150H147ZM174 151V150H173ZM200 151V150H199ZM218 151H221V150H218ZM254 151V150H253ZM137 152V151H136ZM154 152H156L155 150H154ZM180 152V151H179ZM182 152H183V150H182ZM228 152H229V154H228ZM157 153V152H156ZM204 153H205V151H204ZM219 153V152H218ZM222 153V152H221ZM220 153V154H221ZM253 154V153H252ZM262 154H263V156H264V149H263V151H262ZM254 155H255V153H254ZM149 156V155H148ZM222 156V157H223ZM260 156H262V155H260ZM259 156V158H261ZM262 156V157H263ZM135 157V156H134ZM217 157V156H216ZM219 157V156H218ZM253 158H255L254 156H253ZM264 158V157H263ZM138 159V158H137ZM142 159V158H141ZM240 159V160H239ZM135 160V159H134ZM133 160V161H134ZM206 160V159H205ZM219 160H220V157H219ZM238 160V161H237ZM259 160H261V159H259ZM129 161H131L130 159H129ZM132 161V162H133ZM224 161V160H223ZM138 163H139V161H138ZM163 163V162H162ZM178 163V162H177ZM215 163V162H214ZM217 163H219V162H217ZM216 163V164H217ZM224 163V162H223ZM136 164V163H135ZM201 164V163H200ZM216 164H214L213 166L215 167V165ZM130 165V164H129ZM136 165H138V164H136ZM170 165H172L173 166V164L172 163H170ZM203 165V164H202ZM159 166V165H158ZM163 166V165H162ZM221 166V165H220ZM224 166V167H225ZM140 166H138V168H139ZM141 167H142V165H141ZM202 167V166H201ZM223 167V166H222ZM221 167V168H222ZM162 168H164V167H162ZM172 168V167H171ZM141 169V168H140ZM137 170V169H136ZM135 170V171H136ZM223 170V169H222ZM234 170H235V172H234ZM141 171H143V169L141 170ZM140 171V172H141ZM176 172V171H175ZM179 172V171H178ZM149 173H151V172H149ZM180 173V172H179ZM222 173V172H221ZM222 173V174H223ZM144 174V173H143ZM220 176V175H219ZM224 176V177H225ZM252 176H253V174H252ZM248 177V176H247ZM246 177V178H247ZM176 178V177H175ZM229 178V177H228ZM227 178V179H228ZM249 178V177H248ZM226 179V180H227ZM254 179V178H253ZM174 180V179H173ZM153 181V180H152ZM159 181V182H160ZM222 181H223V179H222ZM228 181V180H227ZM138 182V181H137ZM142 182V181H141ZM155 183V182H154ZM161 183V182H160ZM162 184V183H161ZM215 184H217V182L215 183ZM213 185V187H211V188H208V189H206V191L207 190H209V192H211L212 193V191H216V189H217V192H219L218 190V188L216 187V185ZM110 187V186H109ZM110 189H111V187H110ZM159 190V189H158ZM233 191H235V190H233ZM237 191V190H236ZM104 192H105V190H104ZM208 193V192H207ZM207 193L205 194V195H207ZM211 193H208V194H211ZM104 193H102V196H104L103 195ZM240 194V193H239ZM94 197V196H93ZM147 197V196H146ZM168 197H169V195H168ZM105 198V197H104ZM170 198V197H169ZM146 199V198H145ZM220 199H221V197H220ZM219 199V200H220ZM253 199V198H252ZM184 200V199H183ZM187 200V199H186ZM244 200V199H243ZM242 200V201H243ZM147 201V200H146ZM254 201V200H253ZM95 202V201H94ZM187 202V201H186ZM44 203H45V201H44ZM61 203V206L63 205V201H59V200H55V207L57 208V209H61V207L59 208V206H58V204H60ZM185 205V204H184ZM101 206V205H100ZM99 206V207H100ZM103 206H105V205H103ZM102 206V207H103ZM187 206V205H186ZM192 206V205H191ZM193 206H195V205H193ZM197 206V205H196ZM217 207H218V204H217ZM217 207H216V213H215V218H214V222H215V224H217ZM188 208V207H187ZM186 208V209H187ZM100 209V208H99ZM107 209H100V211H97L96 212V214H99L100 212H102V211H106ZM185 210V209H184ZM184 210H182V211H184ZM190 210V209H189ZM194 210V209H193ZM197 210V209H196ZM187 211V210H186ZM181 213H183V212H181ZM189 213V212H188ZM187 213V214H188ZM106 214V213H105ZM186 214V213H185ZM207 215V214H206ZM211 215V214H210ZM97 216V215H96ZM181 216V215H180ZM183 216H184V214H183ZM193 216V215H192ZM117 217V216H116ZM185 217H188V216H185ZM209 217V216H208ZM181 218V217H180ZM117 219V218H116ZM187 219V218H186ZM189 219V218H188ZM193 219V218H192ZM181 220V219H180ZM179 220V221H180ZM185 220V219H184ZM112 221L114 222L115 220H113L112 219ZM164 221V220H163ZM186 221V220H185ZM121 222V221H120ZM182 222V221H181ZM187 222V221H186ZM116 223V222H115ZM118 223V222H117ZM188 223H190V222H188ZM120 224V223H119ZM187 224V223H186ZM117 225V224H116ZM158 225H160V223L158 224ZM183 225V224H182ZM118 226V225H117ZM114 227V226H113ZM160 227V226H159ZM175 227V226H174ZM179 227H181V225H179ZM116 228V227H115ZM176 228V227H175ZM174 228V229H175ZM187 228V227H186ZM177 229V228H176ZM187 229H189V228H187ZM178 230V229H177ZM180 230V229H179ZM178 230V231H179ZM119 231V230H118ZM120 231H122V230H120ZM119 231V232H120ZM135 231V230H134ZM163 231H165V237H163L162 235H163ZM123 232V231H122ZM157 232V231H156ZM183 232V231H182ZM186 233V232H185ZM135 234V233H134ZM136 235V234H135ZM179 236V235H178ZM186 236H187V234H186ZM123 238V237H122ZM178 238V237H177ZM120 240H121V237L119 238ZM119 240V241H120ZM186 240V239H185ZM221 240V239H220ZM132 241V240H131ZM178 242H180L179 240H177ZM176 241V242H177ZM214 242V241H213ZM216 243V242H215ZM214 243V244H215ZM178 244H180V243H178ZM183 244V243H182ZM181 244V245H182ZM122 246V245H121ZM120 246V247H121ZM129 246V245H128ZM131 246V254H128V253H124L125 251H116V253L114 254V258H115V263H117L118 262V260H117V256L119 257V261H121L122 259H127V258H130V257H137V254L139 253V251H140V246L136 243V245H135V243H133L132 245H130ZM184 246V245H183ZM127 247V246H126ZM180 247H182V246H180ZM205 247H207V246H205ZM204 247V248H205ZM175 248H176V246H175ZM178 248V247H177ZM203 248V250L205 251V249H207V248H205L204 249ZM208 248H210V247H208ZM127 249V248H126ZM125 249V250H126ZM182 249V248H181ZM211 250V249H210ZM213 250V249H212ZM127 251H129L128 249H127ZM218 251H219V249H218ZM203 252V251H202ZM210 252V251H209ZM212 252V251H211ZM204 253V252H203ZM220 254V253H219ZM211 255V254H210ZM210 255H208V256H210ZM233 258H235V257H233ZM210 263V262H209ZM215 264H218V263H215Z\"/></svg>",
    "mask_w": 264,
    "mask_h": 264
},
{
    "label": "water",
    "instance_id": "4",
    "mask_svg": "<svg viewBox=\"0 0 264 264\" xmlns=\"http://www.w3.org/2000/svg\"><path fill=\"white\" fill-rule=\"evenodd\" d=\"M17 2L18 0H0V27L2 28L0 33V92L6 94L13 92L21 85L17 69L4 64L5 56L11 55L19 45V34L16 26ZM189 89L190 81L187 79L181 85L180 91L186 93ZM169 112L173 119L179 113V107L174 106ZM218 138L219 134L217 133L214 141ZM58 206L60 208L61 203ZM162 236L165 237V231H163ZM166 258L163 264H166Z\"/></svg>",
    "mask_w": 264,
    "mask_h": 264
},
{
    "label": "flooded vegetation",
    "instance_id": "5",
    "mask_svg": "<svg viewBox=\"0 0 264 264\" xmlns=\"http://www.w3.org/2000/svg\"><path fill=\"white\" fill-rule=\"evenodd\" d=\"M253 34H255V35H253ZM253 36V37H252ZM260 36V32H259V30H256V31H254L251 35H250V38L251 39H254L253 41L255 42V40H256V38L257 37H259ZM237 45V44H236ZM237 48V50H238V46L236 47ZM248 48L249 49H251L252 47H249L248 46ZM253 66V65H252ZM253 68V67H252ZM242 75H239V76H237V77H241ZM169 264H171V261L169 262ZM173 264V263H172Z\"/></svg>",
    "mask_w": 264,
    "mask_h": 264
},
{
    "label": "snow or ice",
    "instance_id": "6",
    "mask_svg": "<svg viewBox=\"0 0 264 264\" xmlns=\"http://www.w3.org/2000/svg\"><path fill=\"white\" fill-rule=\"evenodd\" d=\"M52 210H57V209L53 208ZM81 210H82V209H81Z\"/></svg>",
    "mask_w": 264,
    "mask_h": 264
}]
</instances>
